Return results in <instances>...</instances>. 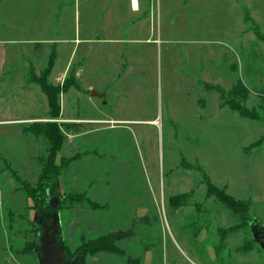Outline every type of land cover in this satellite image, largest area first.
I'll use <instances>...</instances> for the list:
<instances>
[{
  "label": "rangeland",
  "instance_id": "rangeland-1",
  "mask_svg": "<svg viewBox=\"0 0 264 264\" xmlns=\"http://www.w3.org/2000/svg\"><path fill=\"white\" fill-rule=\"evenodd\" d=\"M138 1L139 12L130 0H0V57L29 64L25 82L14 75L0 85V119H28L22 130L20 123L0 126L4 171L13 188L37 182L36 157L46 143L24 130L52 120L30 77L54 51L53 86L81 66L79 91L60 94L55 123L80 125L64 133L56 153V164L71 163L49 206L68 194L96 206L39 213L2 183L0 264H44V226L55 236L57 264H75L82 242L128 229L132 235L117 242L123 256L97 253L83 264H264V40L253 34L255 26L264 35V0ZM138 37L152 42L118 43ZM131 50L139 62L120 71L121 54L126 62ZM197 166L217 188L248 202V211L233 214L208 197ZM171 198L184 205L172 209ZM36 228L35 253L15 254Z\"/></svg>",
  "mask_w": 264,
  "mask_h": 264
},
{
  "label": "trees",
  "instance_id": "trees-1",
  "mask_svg": "<svg viewBox=\"0 0 264 264\" xmlns=\"http://www.w3.org/2000/svg\"><path fill=\"white\" fill-rule=\"evenodd\" d=\"M248 23H252V20L248 17ZM253 34L256 38H260L264 40V35H262L259 30L254 26ZM55 62V52L51 51L46 67L40 73L38 77L32 75L31 81L38 85L41 93L45 96L47 101V107L49 110V117L52 121L44 122V123H32L27 130H24V133L31 135L35 142L38 140L45 141L46 150L39 153V156L36 157L37 163L39 165V175L35 185H31L26 181H19L18 188L16 191H19L24 194L26 199H29L34 206L33 210H39L43 212H58L60 210H70L76 208V206L88 205L90 209L93 210V205L91 202L87 201L83 198V196L79 194H68L62 196L59 199L58 204L55 207H50L49 202L51 199H58L57 194V180L61 175L63 169L71 163V160L61 159L59 164L55 163L56 153L61 149L64 133L71 131L72 127H79L80 124H62V126H58L55 123L56 120H59L60 117V94L62 92H66L69 89L73 88L76 91H79L78 83L75 80V70H72L69 74V78L65 80L60 86H53L47 80L50 75ZM207 90H211L209 86H205ZM218 93L219 90H216ZM222 94V93H221ZM261 96L264 101V85L261 90ZM231 101V100H230ZM231 108L236 110L238 114L242 117H247L250 120L258 121L259 116L254 110H248L244 106H240L239 104H230ZM60 127H64L61 130ZM254 146V145H253ZM200 167V166H199ZM198 166L195 168L198 169L202 174V179L205 185V193L208 197L213 198L218 204L225 207L227 210L236 213H245L248 211L249 204L243 203V201L235 200L232 196L227 194L224 189H219L215 185H213L209 177L205 174L204 170L199 168ZM170 203L172 209H178L180 206H183L184 202L180 203L179 200L171 198ZM96 208V206L94 207ZM100 208V207H99ZM97 207V209H99ZM42 215V214H41ZM28 224L31 227H36V223L34 221H29ZM34 234V240L28 243L27 247L22 250L15 252L18 255H33L37 250V232L38 228H36ZM223 233L222 230H219ZM132 235L130 229L126 231H117L115 234H103L97 238L87 240L82 242L77 250L72 254L76 258L75 264H83L85 257L88 255H94L97 253H106L115 256H123L124 251L117 246V242L122 239ZM221 237V236H220Z\"/></svg>",
  "mask_w": 264,
  "mask_h": 264
},
{
  "label": "crops",
  "instance_id": "crops-1",
  "mask_svg": "<svg viewBox=\"0 0 264 264\" xmlns=\"http://www.w3.org/2000/svg\"><path fill=\"white\" fill-rule=\"evenodd\" d=\"M137 1V10H136V12H139V10H140V3H139V1L138 0H136ZM130 4H131V0H130ZM131 9H132V6H131ZM133 10V9H132ZM133 26V25H132ZM135 28V27H134ZM134 28H132V29H134ZM131 32V31H130ZM125 36L127 35V31H124V33H123ZM137 34H139V32L137 33ZM129 35H132V34H129ZM126 38V37H125ZM86 41V43H88V44H91V43H89V42H91L92 40H90V39H86L85 40ZM151 40L149 39V38H140V37H138V38H133V39H124V40H119V42L118 43H122V44H125V43H127L128 45H139V44H141V45H145V44H148L149 42H150ZM152 42V41H151ZM145 50V49H144ZM132 52V53H131ZM131 52H128V57L126 58V62L123 60V55L121 54V56L122 57H120V60H121V62H122V64H121V70L120 71H122L123 70V68H126V66H127V63L128 62H133V60L135 61V63H138L139 61V59H137L136 57H135V55H134V53H133V51L131 50ZM145 52H146V50H145ZM123 61H124V63H123ZM9 63V67H11L12 68V70L10 69V70H8V69H6L5 71H4V67L6 66V63ZM15 62L16 61H13L12 59H10V58H8V61H6L5 59H2L1 57H0V85L1 86H4L5 88H6V86H7V83H9L10 82V79H12L13 80V77H14V75H17V78H15V79H17L18 81H19V78H20V81L21 82H25V78H26V75H27V69H28V66H29V64H28V60L27 59H24L23 60V62H24V65H22V67H20V66H17L16 64H15ZM12 64V65H11ZM13 67H16V68H18V69H16V70H14L13 69ZM80 68H81V66H79V69H77V71L75 72V78H77L78 76H77V74L79 73V70H80ZM53 71V70H52ZM52 71H51V76H52ZM68 70H66V71H63V73H62V75L60 76V78H58V79H56V80H60L65 74H66V72H67ZM92 90L93 88L92 87H90L89 88V90ZM23 91V90H22ZM3 97V95H1V98ZM41 99H42V101L44 100V95L42 94V96H41ZM44 112V111H43ZM38 117V116H37ZM84 120V122L85 123H87V124H99V123H101V122H103L102 120H92V119H83ZM26 122H28V119H26V117H25V115H23L22 116V118H19V120L18 119H15V120H13V119H9V120H4V119H0V126H2L3 124H9V125H11L12 123H15V124H18V123H20L21 125H19L20 126V129H21V127H22V125L23 124H25ZM43 121H41L40 119H36L35 121H33V123H42ZM32 123V122H31ZM22 130V129H21ZM3 162H5V160H3V158L0 156V209L2 210V189H1V187H2V183H5L6 185H7V183L9 184V193H11V194H13V193H19L20 194V192L19 191H16V189L17 188H13V186H12V183H11V180L9 179V177L6 175V172L4 171V167L2 166L3 164ZM15 171V170H14ZM24 197V196H23ZM22 206H25V201H23V205Z\"/></svg>",
  "mask_w": 264,
  "mask_h": 264
},
{
  "label": "water",
  "instance_id": "water-1",
  "mask_svg": "<svg viewBox=\"0 0 264 264\" xmlns=\"http://www.w3.org/2000/svg\"><path fill=\"white\" fill-rule=\"evenodd\" d=\"M44 228L45 230L43 231L41 236V251L43 262L44 264H57L58 258L54 246L55 236L53 234H50V227L44 226ZM71 264L74 263L72 262Z\"/></svg>",
  "mask_w": 264,
  "mask_h": 264
},
{
  "label": "bare ground",
  "instance_id": "bare-ground-1",
  "mask_svg": "<svg viewBox=\"0 0 264 264\" xmlns=\"http://www.w3.org/2000/svg\"><path fill=\"white\" fill-rule=\"evenodd\" d=\"M131 6H132V9L134 10V11H136L137 10V1L136 0H131ZM154 123V122H153ZM152 123V124H153Z\"/></svg>",
  "mask_w": 264,
  "mask_h": 264
}]
</instances>
